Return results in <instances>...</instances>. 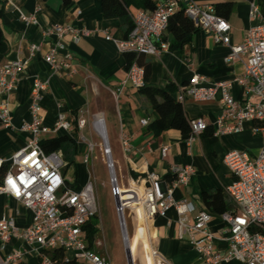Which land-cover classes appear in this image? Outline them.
<instances>
[{
  "label": "crops",
  "instance_id": "1",
  "mask_svg": "<svg viewBox=\"0 0 264 264\" xmlns=\"http://www.w3.org/2000/svg\"><path fill=\"white\" fill-rule=\"evenodd\" d=\"M195 1L212 5L224 1L233 2L232 12L227 17L222 16L231 25V45L241 44L247 30L264 20L258 0ZM251 1L259 5L263 19L251 16ZM141 9L144 8L133 5L129 7L132 20ZM19 10L26 14H36L38 22H25ZM0 22L8 44L7 51L0 52V66L17 58L28 60L17 89L8 96L3 95L4 99L8 100L13 124L10 127L0 124V158L5 160V163H8L12 156L25 146L30 136L19 127L32 120L30 93L36 76L50 80L48 88L42 91L41 119L43 126L48 130L41 134L40 142L42 144L48 138L61 135H68L75 141L77 153L73 164L68 165L69 159L64 150H54L63 156L65 166L62 171L67 186L74 190H80L89 181L92 182L88 164L97 143L88 139L82 132L90 129L100 138L92 125L96 116H101L105 123L108 145L114 162L106 121L107 115L111 116L109 124L111 138L118 150L117 157L122 163L123 177L128 181V187L123 186L130 188L129 204L131 205L133 189L144 187L143 180L148 171H154L167 180L165 176L172 172L173 165L190 164L195 170L190 181L188 184L177 186L173 194L176 200H186L198 209H205L203 193L218 189L226 192L225 186L233 180L231 170L223 161L225 153L243 150L250 156H256L262 149L264 143L262 133L255 134L252 130L259 122H245L244 129L237 133H215L217 127L215 121L222 109L220 94L210 100L187 98L183 103L189 119L201 117L209 123L208 128L191 141L184 139L176 129H169L160 134L148 130L149 122L159 115L151 109L147 97L140 88L133 86L127 80L125 52H122L116 43L126 38L125 27L119 17L104 15L101 0H68L67 2L65 0H12L11 4L4 3ZM54 24H71L80 29L93 30V33L84 36L78 42H73L69 35L64 37L65 47L60 50L59 55L70 54L72 58L69 60V66L59 70H53L45 60V55L49 52L56 36L53 34L45 36L43 31ZM107 35L111 38L109 39ZM32 44L40 45V50L34 54L31 53ZM231 53L232 49L229 45L216 43L212 34L199 28L192 41L185 45L183 50H168L163 51L159 56H144L145 61L150 64L149 84L164 87L173 81L177 86L176 96L179 86L188 84L195 74L206 78L204 85L232 80L244 73L247 56L240 53L239 56L229 59ZM232 94L238 100L243 99L244 88L234 83ZM60 113H63L71 123L68 130L56 128V120ZM79 118L87 120L85 127H78ZM143 119H148V124L144 125ZM122 134L129 136L128 151L123 147ZM87 140L94 144L92 151L89 150ZM101 142L105 150L102 139ZM164 146H169L166 157L162 155ZM114 166H116L115 162ZM71 167H73V177H70L68 173ZM133 172L139 176H134ZM77 185H80V188H76ZM225 198L230 209L234 207L227 193ZM133 212L138 218L135 207ZM130 213L132 215V210ZM213 214L209 228L215 234L214 242L219 250L227 251L229 243L225 237L228 234V224L220 218L219 214ZM2 217H13L18 228L23 230L32 224L34 213L22 202L3 193L0 194V218ZM178 217L176 209L172 208L166 217L158 215L148 219L144 223V240L170 264H196L198 250L186 236L180 238ZM189 221L193 222L191 214ZM132 225L134 231V219ZM128 235H130L129 231ZM141 240L144 243L142 235ZM96 243L100 242L95 239L94 244ZM92 248L100 252L95 246ZM38 250L37 245H29L16 235L11 237L4 249L1 248L0 241L1 258H5L13 251L22 253L21 259L10 264H39L41 255ZM66 252L68 258L75 256L73 251ZM226 264L245 263L232 259Z\"/></svg>",
  "mask_w": 264,
  "mask_h": 264
},
{
  "label": "built area",
  "instance_id": "2",
  "mask_svg": "<svg viewBox=\"0 0 264 264\" xmlns=\"http://www.w3.org/2000/svg\"><path fill=\"white\" fill-rule=\"evenodd\" d=\"M12 3V0H1ZM179 9L193 20L198 28L212 34L216 43L229 45L232 53L229 59L244 53L247 56L245 71L232 80H224L204 85V76L195 74L186 85L179 86L176 98L182 103L187 98L194 100H210L220 94L222 103L221 113L217 117L216 134L237 133L244 129L245 122H259L252 130L262 133L264 139V20L246 32L244 41L239 45H231V25L228 20L215 11L212 4H201L195 0H155L153 9H141L133 16L134 27L129 35L116 41L122 52L159 56L169 50V43L163 40L171 16ZM20 16L25 22L37 23L36 14H26L22 10ZM251 16L263 19L259 5L251 1ZM44 35H55L56 38L45 55V60L53 70L69 66L70 54L60 56L59 52L65 47L64 37L71 36L73 42H78L93 30L80 29L71 24H54L43 31ZM110 39L111 36L107 35ZM40 50L39 44L31 45V53ZM27 59L17 58L0 66V124L13 126L8 100L3 95H10L17 87L26 65ZM127 80L137 88L145 84V68L135 59L127 70ZM49 79L36 76L30 93V109L32 120L23 123L19 129L30 134L26 144L9 160L0 158V167L8 164V169L0 182V194H9L34 213L32 224L20 230L13 217L0 218V241L4 249L13 235H16L29 245H37L41 255L39 264H55L45 252L46 249L62 247L73 251L75 257L85 264H111L110 260L89 246L84 230L87 221L98 214L97 198L92 182H88L80 190L67 186L63 173L65 161L57 151L46 152L40 142V136L48 130L41 119L42 91L49 86ZM244 88V98L236 99L232 94L233 84ZM122 86V85H121ZM250 96L253 98H250ZM96 116L92 122L95 132L105 145L108 156V168L112 185V194L116 200V211L123 232L124 243L128 239L126 210L134 206L125 205L121 201V188L111 158V148L105 129L98 125ZM192 134L187 138L191 141L204 132L209 123L204 118L190 120ZM87 120L79 118L78 127H85ZM144 125L148 119H143ZM71 123L63 113L56 120L57 129L68 130ZM85 139V138H83ZM123 147L130 149L129 136L121 135ZM89 150L94 144L87 140ZM169 146L162 148L166 157ZM87 158V156H86ZM224 163L233 175L232 182L225 186V191L234 203V209L221 213L220 218L228 224V234L225 240L229 243L227 251L217 248L215 234L209 224L213 213L206 209H198L191 202L176 200L174 189L179 185L188 184L194 173V167L173 165L172 173L175 178L165 180L154 171H148L143 182L142 195L137 194V202L147 219L155 216L166 217L174 208L179 217V236L187 237L198 250L196 264H226L232 259L245 264H264V143L256 156H250L243 150H232L223 156ZM61 192V193H60ZM137 202H133L136 204ZM192 215L193 222L189 221ZM127 250V249H126ZM155 264H170L161 257L151 246ZM22 258L20 251H13L5 258L0 257V264H10Z\"/></svg>",
  "mask_w": 264,
  "mask_h": 264
},
{
  "label": "trees",
  "instance_id": "3",
  "mask_svg": "<svg viewBox=\"0 0 264 264\" xmlns=\"http://www.w3.org/2000/svg\"><path fill=\"white\" fill-rule=\"evenodd\" d=\"M68 0H65L67 2ZM264 16V0H258ZM103 13L106 17H119L125 27V37L134 27L133 20L129 15V7L136 6L144 9H153L155 0H101ZM4 3L0 0V17L3 12ZM215 11L220 16L227 17L233 9V2L224 1L218 2L215 5ZM199 28L195 25L183 9L177 10L170 18L168 28L163 36V40L169 43V50H183L185 45L189 44L195 32ZM8 48L7 40L3 33V28L0 22V52H6ZM127 69L136 59L140 65L145 68V84L140 88V91L147 97L151 109L155 110L159 117L152 119L147 125V129L155 134H160L169 129L178 130L184 139H187L192 134L191 122L185 112L184 104L179 101L176 96L177 86L173 81L167 83L164 87H156L149 84L150 81V64L145 61V54H136L135 52H125ZM45 151L50 152L58 149L64 150L69 159L68 165L73 164L74 156L77 153V145L75 141L68 135H61L46 139L42 142ZM8 169V164L0 167V181ZM133 175L138 177L139 174L133 172ZM141 176V175H140ZM168 181L175 178L171 172L166 176ZM76 188H80L77 185ZM224 190L205 191L203 193L204 208L215 214H221L234 209L226 201ZM233 206V204H232ZM84 230L89 242V246H94V241L99 232L98 215L91 217ZM45 252L54 260L55 264H85L77 257L68 258L67 252L62 247L46 249Z\"/></svg>",
  "mask_w": 264,
  "mask_h": 264
},
{
  "label": "rangeland",
  "instance_id": "4",
  "mask_svg": "<svg viewBox=\"0 0 264 264\" xmlns=\"http://www.w3.org/2000/svg\"><path fill=\"white\" fill-rule=\"evenodd\" d=\"M108 134L113 148V158L115 162L116 172L118 174L119 184L121 188V201L124 206L131 201L130 188L128 181L123 177L122 163L119 161L117 154L118 150L114 146L112 133L109 127L111 116L107 115ZM88 139L97 143L95 150L91 156V161L88 164L90 178L94 184V189L98 204V227L96 241L100 243L94 244L97 251H100L104 257L108 258L111 264H129L127 251L123 240L122 229L119 226L118 215L116 211V200L112 194V185L109 177V168L107 167L108 156L102 146L101 139L90 129H85L82 132ZM79 160L80 157H79ZM70 177H73V167L69 169ZM61 193V192H60ZM126 218L128 222V231L133 249L135 264H146L144 260L143 243L141 240V226L137 216L134 217V231L132 225V215L130 209L126 210ZM149 222V221H148Z\"/></svg>",
  "mask_w": 264,
  "mask_h": 264
},
{
  "label": "bare ground",
  "instance_id": "5",
  "mask_svg": "<svg viewBox=\"0 0 264 264\" xmlns=\"http://www.w3.org/2000/svg\"><path fill=\"white\" fill-rule=\"evenodd\" d=\"M97 123L99 126H101V128H103L104 126V121L102 119L101 116L98 117L97 119ZM142 189H137L136 187L133 189V199H132V205L136 208L137 212H138V219H139V224L141 226V235L143 236V240L145 239V233H144V223L148 220L142 210V207L139 206L138 202H137V194L136 192H139L140 196L142 195ZM137 202L136 204H134L133 202ZM143 252H144V260L146 264H155L156 262V258L155 256H153L151 247L149 246V244L144 240L143 241ZM125 247L129 253V255L131 256L132 260H134V255H133V249H132V245H131V241H130V235H128V239L126 237L125 240Z\"/></svg>",
  "mask_w": 264,
  "mask_h": 264
},
{
  "label": "water",
  "instance_id": "6",
  "mask_svg": "<svg viewBox=\"0 0 264 264\" xmlns=\"http://www.w3.org/2000/svg\"><path fill=\"white\" fill-rule=\"evenodd\" d=\"M127 256H128V263L129 264H134V261L132 260L131 256L129 255L128 251H127Z\"/></svg>",
  "mask_w": 264,
  "mask_h": 264
}]
</instances>
